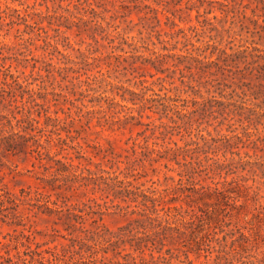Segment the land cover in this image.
I'll return each mask as SVG.
<instances>
[{"label": "rangeland", "instance_id": "rangeland-1", "mask_svg": "<svg viewBox=\"0 0 264 264\" xmlns=\"http://www.w3.org/2000/svg\"><path fill=\"white\" fill-rule=\"evenodd\" d=\"M74 1L0 0V264H264V0Z\"/></svg>", "mask_w": 264, "mask_h": 264}, {"label": "trees", "instance_id": "trees-1", "mask_svg": "<svg viewBox=\"0 0 264 264\" xmlns=\"http://www.w3.org/2000/svg\"><path fill=\"white\" fill-rule=\"evenodd\" d=\"M86 3V4H85ZM84 4H85V6L86 5H88L89 7H90V3L89 2H87L86 0H84V1H80V0H75L74 1V3H73V6L75 7V8H81V9H85L84 7ZM6 5V7H9L7 4H5ZM80 5H83L82 7H80ZM89 10L91 11V12H93V14L92 15H97V13L92 9V8H89ZM15 12H17V15L19 16V17H22L24 20H26V17H24V16H20V13H19V11H18V9H15ZM45 44H46V46H53V48H56V46L55 45H53V44H51L49 41H46L45 40ZM229 56V55H228ZM253 58V57H252ZM230 61H235L233 58H230L229 59ZM223 61H225V62H227L228 61V58L226 57V58H224L223 59ZM210 62H212L213 63V61H210ZM254 62H256V60H252L251 61V63H254ZM236 63V62H235ZM208 65H206L205 67L206 68H208V66L211 64V63H207ZM51 66H53L52 64H50ZM259 65V68L257 69V70H264V63L263 64H258ZM214 66L215 67H217L216 68V70H222L224 67H222L218 62H214ZM236 66V65H235ZM202 70H205V68H202ZM250 70H253L252 68L250 69ZM10 147V146H9ZM155 220H157V219H155ZM158 226H160V223L158 224ZM156 233H159V231H156ZM160 235H163V232H160L159 233ZM175 237V236H174ZM172 238H173V235H172Z\"/></svg>", "mask_w": 264, "mask_h": 264}]
</instances>
